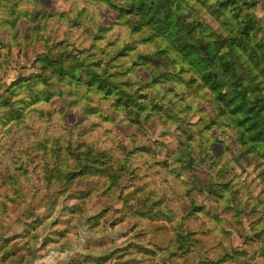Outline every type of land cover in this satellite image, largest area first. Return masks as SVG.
Listing matches in <instances>:
<instances>
[{
    "label": "trees",
    "instance_id": "trees-1",
    "mask_svg": "<svg viewBox=\"0 0 264 264\" xmlns=\"http://www.w3.org/2000/svg\"><path fill=\"white\" fill-rule=\"evenodd\" d=\"M25 1H32L34 9L40 6L37 0ZM68 1L70 5L73 0ZM82 2L93 4L106 23L80 27L69 15L58 11H47L45 18L42 11H37L34 16L30 11H21L16 0L7 11L10 52L36 39L43 52L38 65H33L38 67L34 73L8 86V95L16 99L10 102L8 96H0V216H14L15 222H24L18 234L8 237L10 227L5 229V222H0V264H26L29 257H36L38 228L43 223L36 218L37 207L70 190L79 180L92 181L94 185L78 195L82 201L78 209H70L69 216L58 221L64 223L63 229L55 231L63 240H56V244L62 242L61 252L76 241L75 234V240L67 239V226L73 214L82 222L84 199L90 195L104 196L109 203L123 200L121 220L138 216L142 221L162 218L172 224L176 220L172 227L174 235L162 250L157 245L141 249L134 246V250L133 246L119 247L107 253V257L77 255L63 264H105L132 255L138 256L141 264H176L178 256L185 257L197 250L194 264H256L254 258L250 262H234L229 255L214 259L210 253L214 247H198L199 233L212 234L207 222L200 220L202 207H185L179 217L166 211L164 197L148 183L121 185L130 176L131 161L154 151L127 147L107 129L102 131L104 140L97 138L93 132L99 125L90 119L121 125L127 122L131 126L138 124L140 115H165V121L175 127L180 147L178 151H167V158L187 172L192 170L195 160L209 164L220 181L217 191L228 195L231 204L233 186L240 184L237 178H250L247 187H253L248 192L254 199L251 212L261 209L264 213V28L255 13L264 0ZM74 10L79 13L80 6L76 5ZM23 19L27 25L21 30L18 26ZM82 28L91 31L89 46L74 49L72 39ZM9 67L8 58L0 57V83ZM176 81L187 89L185 98L194 94V105L185 107L187 114L183 118L172 113L164 102V89L177 93ZM201 92L206 99L196 96ZM53 98L80 113L76 115L78 126L64 131V144L42 139L32 148L39 135L30 122V113L39 119L47 118L48 122L69 116L56 108L42 110ZM6 121H16L17 127L21 122L30 132V145L9 147L13 127L6 130ZM187 142L192 147L184 150ZM216 145H220L221 152H216ZM31 175L37 178V187L33 186ZM131 199L132 209H124ZM228 209L227 205L222 208ZM101 217L102 214L93 219ZM234 217L239 223L238 214ZM258 219L264 222V214ZM27 220L32 222L26 223ZM211 220L214 229L226 235L221 217L215 214ZM96 227L93 225L92 229ZM23 240L26 253L19 254L22 249L11 247V243ZM217 244L222 246L223 242ZM102 246L103 242L94 244L98 251Z\"/></svg>",
    "mask_w": 264,
    "mask_h": 264
},
{
    "label": "rangeland",
    "instance_id": "rangeland-1",
    "mask_svg": "<svg viewBox=\"0 0 264 264\" xmlns=\"http://www.w3.org/2000/svg\"><path fill=\"white\" fill-rule=\"evenodd\" d=\"M40 3L37 9L33 8V2H27L25 0H16V3L20 2L18 8L23 12H28L32 15H36L37 11H42L43 16L46 17V12H61L63 15H69L73 18L75 25L85 27L87 25L93 26L96 23H102L106 21L98 14V9L93 4H85L82 0H73L72 4L68 5V0H37ZM13 0H0V57L8 58L10 67L5 78L0 83V96H8L10 102L15 100V96L8 95L9 85L19 78H26L30 73H34L38 67H33L39 59L43 48L38 44L37 39L31 40V44L22 48L9 50V43L12 41L7 31L11 28L8 21L9 14L8 9L11 8ZM76 5L80 6L81 11L78 13L74 10ZM45 10V11H44ZM77 15V16H72ZM256 16L259 19L260 25L264 28V3L260 2L255 11ZM56 19V16L54 17ZM55 19L53 21H55ZM47 21H50L49 19ZM25 19L19 22V29L23 30L26 27ZM99 26V25H98ZM120 29V28H119ZM92 30V29H91ZM118 31V28L115 27ZM121 30V29H120ZM83 28L78 30L73 40L74 49L80 50L87 49L90 43V30L83 31ZM28 37V36H27ZM179 63H182L183 67H187L183 63L182 59L174 56ZM244 59H247L245 57ZM36 65H38L36 63ZM8 67V66H7ZM187 76V74H184ZM192 75V74H190ZM135 80H137L135 78ZM176 92L164 89V102L172 109V113L178 117L183 118L186 116L187 111L185 107H192L194 105V94L185 98L187 89L184 88L180 81H176ZM194 87H197L194 84ZM196 96L202 99H206L205 93H196ZM46 107L42 110L50 111L54 108L61 110L62 113L68 112L69 116L61 117L62 121L56 118L54 122H48L47 118L39 119L33 116L31 113L29 116L34 131L39 136L35 139V145L31 146L35 148L40 144L42 139H47L51 143L56 141V144H64L66 133L70 127H77L76 115H80L75 109H67L64 103L56 98H53L50 102L45 103ZM105 107V105H102ZM33 108V106H32ZM41 110V109H39ZM124 114H121L122 118ZM138 116V115H137ZM2 112H0V118ZM138 124H109L100 119L91 118L90 121L99 125L93 132V134L100 139L104 140L102 136L103 129L111 131L119 141L123 142L127 147H134L133 149L149 148L154 153L142 154L133 159L128 167L130 176L121 185H127V183H133L140 186V184L148 183L149 186L155 188L164 197V207L166 211L174 212L176 216H181L185 207L193 208L202 207V213L200 214V220L207 222L208 228L211 230V235H204L199 233L197 238L199 239L198 247H214L210 252L212 258L221 259L225 255L232 257L234 262L246 261L250 262V258L255 259L256 264H263L262 258L264 257V222L259 220V216L264 213L261 209L256 212H251V206L254 203V199L251 197V193L248 190H252L253 187H247L250 183V178H237L239 185H234L233 190L234 201L228 199V195L221 194L217 190L220 181L217 179L215 171L210 168L209 164H201L195 160L192 163V170L187 172L181 167L179 163H174L170 158H167V151H178L179 141L177 134L174 132L175 127L170 126L165 121L166 116L163 115L160 118L154 116L153 113L140 115L138 118ZM194 118L193 121H196ZM125 123V122H124ZM13 127V134L11 136L10 145L18 148L20 146L30 145L29 137L30 132L19 122L18 127L16 121H6L5 129ZM125 127V128H124ZM5 130V131H6ZM17 130L19 133H17ZM5 132L1 133L4 136ZM111 145V143L108 141ZM192 147L191 142H187L183 149L188 150ZM215 150L217 153L221 152L220 145H216ZM196 159V157H195ZM170 168L173 172L168 171ZM237 169H235L236 171ZM256 173H254L255 175ZM33 186L37 187L39 182L34 175H31ZM94 183L92 181L79 180L76 185L65 193L58 197L51 198L50 201L38 206L35 213L36 218L43 223L38 228V240H37V252L36 257H29L26 260V264H56L62 260V256H57L56 253H60L62 242L56 244V240H62L59 236H56L55 231L64 228L60 220L66 219L69 216L70 209H78V206L82 204V201L78 199V195L83 191H90ZM5 189V188H4ZM2 189V190H4ZM212 191H216L212 193ZM159 199V198H158ZM37 199L34 200V203ZM122 204L123 200L114 199L109 203L106 197L102 196H88L84 199L83 211L81 213L82 222L78 221V215L73 214L71 221L68 224L70 234L67 239L75 240L71 242L68 247H72L70 252H67V256L73 257L77 255L86 254H99L92 250L91 245L94 242H103L102 250L106 251L105 254L100 257H107V253L114 251L121 247L138 246L142 247L160 246L161 250L165 249L173 237L174 233L171 224L167 219L157 218L151 221H142L140 217L129 218L122 217ZM110 205L109 209L107 206ZM227 205L229 209L223 211L222 208ZM132 199L124 209H132ZM236 208L240 210L236 212ZM204 212L206 214H204ZM101 218L93 219L98 215ZM218 214L222 221L223 229L226 235L215 230L211 218ZM238 214L239 223L235 222L234 215ZM14 216H0V222L4 221V228H9V234H18L22 229V223L15 222ZM91 219L90 222L88 220ZM31 220H27L26 223H31ZM190 221H185L188 223ZM96 225V228L92 229V226ZM58 226V227H57ZM57 227V228H56ZM197 228V226H195ZM195 228V229H196ZM93 230V231H92ZM33 234H30L31 238ZM69 240V241H71ZM250 240V241H249ZM45 241H47L46 244ZM63 241V240H62ZM66 241V239H64ZM222 241V246L217 243ZM30 242H33L30 240ZM29 242V243H30ZM1 244V241H0ZM25 242L14 241L11 243V247L22 249L19 254H25L24 249ZM76 246H74V245ZM73 245V246H71ZM151 245V246H149ZM90 246V247H89ZM88 247V248H86ZM65 249L62 252H65ZM161 250H157L159 253ZM94 252V253H93ZM199 250L193 254L187 256H178L174 262L176 264H194L196 255ZM57 259V260H56ZM141 264V260L138 256H130L125 260L112 261L110 260L105 264ZM161 262H155L153 264H160Z\"/></svg>",
    "mask_w": 264,
    "mask_h": 264
},
{
    "label": "crops",
    "instance_id": "crops-1",
    "mask_svg": "<svg viewBox=\"0 0 264 264\" xmlns=\"http://www.w3.org/2000/svg\"><path fill=\"white\" fill-rule=\"evenodd\" d=\"M94 244H95V242L91 245V247L90 246L89 247L92 248V250L98 252L99 254H96V253L93 252L94 254H86V255H91V256L95 257V256H101V255L105 254V252H103L104 250L98 251L96 248H94ZM73 245H71V246H73ZM74 246H76V245H74ZM69 248L71 249L72 247L66 248L68 250H66L65 252H61L60 251V253H56L57 256H62V260L60 262L56 263V264H63V263H66V262L70 261L71 259L76 258V256H73V257L67 256V252L71 253V250H69ZM86 248H88V247H86ZM31 262L32 261H30L29 263H31Z\"/></svg>",
    "mask_w": 264,
    "mask_h": 264
}]
</instances>
